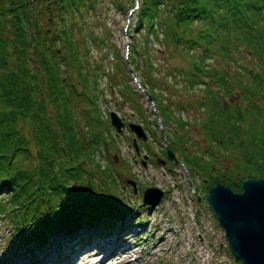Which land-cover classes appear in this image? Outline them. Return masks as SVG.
Listing matches in <instances>:
<instances>
[{
  "label": "trees",
  "instance_id": "16d2710c",
  "mask_svg": "<svg viewBox=\"0 0 264 264\" xmlns=\"http://www.w3.org/2000/svg\"><path fill=\"white\" fill-rule=\"evenodd\" d=\"M99 1L0 0V216L20 243L34 242L38 249L50 242L61 245L52 234L89 225L111 230L112 222L134 216L114 167H102L97 159L102 142L110 143L103 127L111 124L101 117L105 71L91 60L96 36L86 29V17ZM126 1L131 2L116 0L121 7ZM133 32L139 36L134 51L144 36L145 42L168 37L176 48L190 52V68L179 71L187 73L188 90L199 80L208 86L211 142L227 150L236 145L232 136L247 132L249 143L240 139L238 145L254 155H247L248 173L264 177V102L260 106L256 99L264 97V0H138ZM240 46L255 56L262 71L239 64L233 54ZM216 52L222 58L218 66L209 60ZM223 59L239 64V71L230 74ZM200 76H211L218 88ZM121 82L125 91L128 85ZM236 86L247 99L245 111L235 98L221 103L222 94H232ZM148 87L166 119L179 121L159 96L162 88L154 81ZM174 135L172 143L181 142ZM191 145L193 154L182 148L183 162L206 176L207 187L221 181L242 189L247 175L220 172L213 157Z\"/></svg>",
  "mask_w": 264,
  "mask_h": 264
},
{
  "label": "rangeland",
  "instance_id": "374dc122",
  "mask_svg": "<svg viewBox=\"0 0 264 264\" xmlns=\"http://www.w3.org/2000/svg\"><path fill=\"white\" fill-rule=\"evenodd\" d=\"M122 7L116 0H100L86 17L89 25L86 29L89 33L94 32L96 36V42L90 43L91 60L94 64L102 63L105 71L99 99L103 110L101 117L108 118L110 122V111L114 110L127 122L142 124L147 132V139L138 137L129 126L117 133L116 128L108 123L109 127H103V131L110 143L105 145V142H102L103 150L97 157L102 167L106 163L114 167L119 178L122 198L126 205L130 206L134 216L132 218L128 215L125 219L110 221L115 225L112 231L106 226L105 229L108 230L103 229L102 225H89L71 233L68 231L52 234L51 240L64 234L71 235L69 237L73 242L72 247H61L62 241L61 245L58 242H50L51 244L47 243V247L43 248L42 253L34 242L20 243L18 234H13L8 220L0 216V263H41L50 249L54 259L60 252L67 253L57 264H79L81 259L77 256L82 252L77 253V246H90L93 239L96 242L111 239L118 245L127 243L133 246V256L129 262H123L119 254L112 253L107 257L105 264H244L231 252L225 229L209 206L207 195L212 185L207 187L208 183L204 181L206 176L191 170L183 162L182 148L190 150L193 154V143L199 152H207V157H213L218 162L215 164L219 171L227 175L262 178L248 173L252 171V166L247 161V155L251 151L238 145L240 139H243L244 143L248 142V133L243 132L240 138L232 136L237 139L235 147L223 150V147L214 146L209 132L214 123L209 122L210 116L206 109L209 101L206 92L208 86L199 80L188 90L185 84L187 73L179 71L190 68V52L186 53L181 46L176 48L168 37L159 42H145L144 36L142 41L139 39L138 50L134 51L132 46L138 41L136 37L139 38L138 34L133 32L138 0L126 1ZM217 53L219 52L209 60L218 66L222 58ZM233 55L246 69L263 70L261 63L255 56L248 54L244 46H240ZM223 60L221 62L230 74L239 71V64L231 59ZM119 63L121 69L117 68ZM150 65H153V71L156 69L153 73L149 70ZM162 78L163 83H159ZM200 79L210 82L212 89L218 88L211 76H200ZM121 81L127 83L126 90L131 89L130 92L121 90ZM153 81L162 88L157 90L159 96L170 108L171 115L180 119L179 121L166 119L161 113L160 107L148 91V86ZM231 92L230 95L222 94L221 103L227 105L235 98L237 103L241 102V110L245 111L247 99L244 98L242 90L236 86ZM256 99L261 106L264 97L258 95ZM93 115L95 116V113ZM261 115L260 122L264 124V112ZM175 132L181 142L172 143ZM134 138L139 153L134 145ZM172 147L176 149V152L173 151L176 159L168 157L167 152L169 149L173 150ZM249 157L253 158L254 155L249 154ZM89 160L86 159V162ZM90 164L92 165V161ZM95 176L100 180L99 173ZM244 179L241 181V187ZM128 180L135 181L136 189ZM151 187L161 189L162 196L157 203H144V193ZM240 191H243V188ZM6 193L3 192L2 196H6ZM165 233H168L167 238ZM88 249L95 251L96 248ZM93 258H89V261L94 262L98 257Z\"/></svg>",
  "mask_w": 264,
  "mask_h": 264
},
{
  "label": "water",
  "instance_id": "95a60500",
  "mask_svg": "<svg viewBox=\"0 0 264 264\" xmlns=\"http://www.w3.org/2000/svg\"><path fill=\"white\" fill-rule=\"evenodd\" d=\"M110 122L117 133L126 128V122L117 111H110ZM128 126L138 137L147 139L144 126L130 121ZM136 150H139L134 138ZM168 157L176 159L173 150ZM135 186V181L128 180ZM243 191H235L230 185L217 181L207 195L209 206L220 225L225 229L231 252L244 264H264V178L248 177L242 182ZM162 190L148 188L144 203H157Z\"/></svg>",
  "mask_w": 264,
  "mask_h": 264
},
{
  "label": "bare ground",
  "instance_id": "6f19581e",
  "mask_svg": "<svg viewBox=\"0 0 264 264\" xmlns=\"http://www.w3.org/2000/svg\"><path fill=\"white\" fill-rule=\"evenodd\" d=\"M165 235L167 238L168 233H165ZM69 236H71V235L64 234V235L60 236V238H61L60 241H62V243H63V245L61 247H63V246H68L70 248L72 247L73 242L71 241V238ZM91 239L92 238H90V240ZM93 240H92V244L90 246H84V245L77 246V253L79 254L80 252H82L77 256V258L81 259L79 264H105L108 260L107 257L109 255H111L112 253L119 254V258L123 262H129L133 256L132 252H133L134 248H133V246L128 245L127 243H119V245H118V244H116L115 241H113L111 239H105V240L102 239L101 241L98 240L99 242H96V240H94V241ZM101 242H102V244H101ZM91 247H95L98 250L95 249V251H93L94 249H92V250L88 249ZM39 250L41 253H42V251H44L43 248L39 249ZM64 250H66V249L64 248ZM47 252L48 253L46 255H44V258H43L44 261L41 263L39 262L37 264H57V263H59V260L62 261L63 260L62 258L67 255V253L60 254L61 253L60 252V253H58V255L56 254V258L54 259L52 257V252L50 251V249H48ZM73 256L74 255H72V257ZM87 256H89V257H87ZM94 256L98 257L97 260H94V262H90L89 258H90V260H92V259H94L93 258ZM42 257H43V255H42ZM75 260H76V258H75ZM2 264H5V263H2Z\"/></svg>",
  "mask_w": 264,
  "mask_h": 264
},
{
  "label": "flooded vegetation",
  "instance_id": "af4514ba",
  "mask_svg": "<svg viewBox=\"0 0 264 264\" xmlns=\"http://www.w3.org/2000/svg\"><path fill=\"white\" fill-rule=\"evenodd\" d=\"M125 122H126V124H127V125H126V128H127L129 122H127L126 120H125ZM142 142L144 143L145 141L143 140ZM137 152L139 153V150H137ZM146 156H147V155L145 154V157H146Z\"/></svg>",
  "mask_w": 264,
  "mask_h": 264
}]
</instances>
